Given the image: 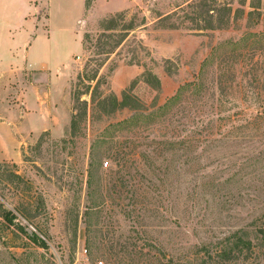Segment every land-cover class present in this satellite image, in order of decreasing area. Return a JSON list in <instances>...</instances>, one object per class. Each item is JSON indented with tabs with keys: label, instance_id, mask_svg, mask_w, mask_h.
<instances>
[{
	"label": "rangeland",
	"instance_id": "rangeland-1",
	"mask_svg": "<svg viewBox=\"0 0 264 264\" xmlns=\"http://www.w3.org/2000/svg\"><path fill=\"white\" fill-rule=\"evenodd\" d=\"M89 3L0 0V117L25 106L29 35L65 25L58 47L78 51L82 42L83 49L71 63L64 132L32 134L17 160L0 161V203L15 216L0 217V264H264V236L256 231L264 227L261 156L254 181L246 180L248 153L263 149L258 127L235 130L190 162L150 152L161 125L110 127L163 104L199 73L213 47L264 33V0H140L113 13L103 0ZM171 23L178 27H165ZM92 149L95 203L87 195ZM144 150L150 160L139 158ZM98 161L108 163L104 170ZM236 236L251 239L253 249Z\"/></svg>",
	"mask_w": 264,
	"mask_h": 264
},
{
	"label": "trees",
	"instance_id": "trees-1",
	"mask_svg": "<svg viewBox=\"0 0 264 264\" xmlns=\"http://www.w3.org/2000/svg\"><path fill=\"white\" fill-rule=\"evenodd\" d=\"M252 7L260 8L255 5ZM229 12L233 14L231 8ZM175 14L176 12L160 15L157 22L170 21ZM248 14L250 15L251 12ZM165 27L177 28L178 25L171 23ZM201 28L200 26L199 29ZM85 117H87L86 112ZM136 125L146 127L161 125L159 137H151L148 145L152 147L150 152L160 148L163 159L168 162L182 155H185L186 161L190 162L200 157L199 152L209 150L212 143H225L230 133L235 130L258 127L261 130L258 140L263 149L260 150V147L252 149L247 157V165L251 166V171L248 172L250 174L246 180L254 181L253 173L257 162H260V156L264 160V33H245L239 39L227 40L213 47L210 55L204 59L199 73L193 79L182 83L176 93L163 104L149 112L134 111L131 116L111 124L110 127L122 129L133 128ZM191 152L194 154H189ZM148 153L144 150L142 157L139 154V158L150 160L152 157ZM95 162L92 149L87 195L89 201L94 203L91 187L93 186L92 168ZM104 163L98 161V167L103 169ZM107 164L106 162L105 165ZM134 186V192H137L140 184ZM103 204H105L104 200L98 201V207ZM0 217L13 221L15 216L0 203ZM18 227L24 231L22 226ZM256 229L264 236V227L256 226ZM243 230L244 228H241L237 232ZM29 237L40 246L47 247L46 242L37 233L33 232V237L30 234ZM236 238L237 243L244 249H253L251 239L243 236Z\"/></svg>",
	"mask_w": 264,
	"mask_h": 264
},
{
	"label": "crops",
	"instance_id": "crops-1",
	"mask_svg": "<svg viewBox=\"0 0 264 264\" xmlns=\"http://www.w3.org/2000/svg\"><path fill=\"white\" fill-rule=\"evenodd\" d=\"M99 1L89 0V6L93 8ZM103 1L110 6L108 13H113L132 7L140 0ZM68 31L65 25L59 31L50 25L48 31L39 30L29 35L31 43L28 50L24 49L26 53L23 51L26 61L23 66L32 72L33 79L27 86L28 90L22 93L24 108H9L6 116L0 117V161L17 160L21 156L23 144L32 134L48 130L62 134L68 125L70 117L68 112H64L67 108L64 105L66 86L72 74V60L83 51L82 42L78 51L68 50L66 53L58 47L59 41L62 42V36L58 33Z\"/></svg>",
	"mask_w": 264,
	"mask_h": 264
}]
</instances>
